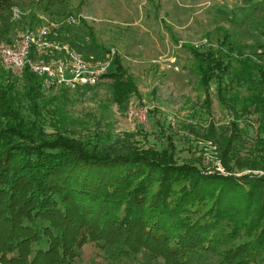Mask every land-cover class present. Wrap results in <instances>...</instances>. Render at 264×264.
<instances>
[{"label": "trees", "instance_id": "trees-1", "mask_svg": "<svg viewBox=\"0 0 264 264\" xmlns=\"http://www.w3.org/2000/svg\"><path fill=\"white\" fill-rule=\"evenodd\" d=\"M13 4L0 0V39L9 42ZM28 12L22 27L41 22L36 8ZM216 40L188 45L195 106L209 113L214 90L233 119L229 132L210 123L202 137L217 143L230 172L264 171V44L251 51L226 33ZM7 75L0 73V264H77L89 242L108 264H264V173H204L198 160L179 162L174 144L140 148L132 134L109 143L95 130L84 140L69 131L60 102L91 87L48 91L26 67L19 88ZM105 77L121 106L139 93L121 55ZM252 115L254 149L241 158L242 121Z\"/></svg>", "mask_w": 264, "mask_h": 264}, {"label": "rangeland", "instance_id": "rangeland-1", "mask_svg": "<svg viewBox=\"0 0 264 264\" xmlns=\"http://www.w3.org/2000/svg\"><path fill=\"white\" fill-rule=\"evenodd\" d=\"M13 2L15 4L9 9L13 26L9 33L10 39L23 26L24 14L36 8L41 22L61 24L63 20L69 24L68 34L62 30L63 24L58 34L69 43L74 41V48L85 56H102L106 55L107 48H117L118 55H121L138 85L139 93L132 94L126 106L114 101L113 80L106 77L94 87L67 92L68 99L61 100L60 104L64 107L63 114L70 132L86 140L91 135L96 136L95 130H100L102 141L108 140L109 143L117 136L124 139L130 138L132 134L135 140L133 143L147 149L163 150L174 144L179 162L198 160L202 171H212L215 162L219 161L226 170L223 175H260L264 172L263 169L246 167L230 172L218 158V148H215L217 143L202 137L207 134L210 123L215 125L218 132H229V122L233 116L220 106L214 90L209 113L195 106L198 78L191 63L186 62L191 58L187 50L189 44L209 46L216 43V35L222 36V33L245 43V48L251 51L259 50L256 43L264 44V33L254 31L256 26H264V1L260 2L262 7L257 5V8H261L254 11L249 9L254 2L251 0ZM70 16L76 17L77 21L70 22ZM7 37L0 39V47L9 42ZM5 70L0 65V73L8 76L10 72V81L14 80L22 88V76ZM142 106L149 107L146 124L130 118L127 113L131 108ZM256 120V116L252 115L242 121L244 132L239 142L241 158H249V150L254 149L258 132ZM54 128V125L48 124L49 131ZM190 129H194L200 136ZM211 141L212 144L208 143ZM104 257L96 244L89 242L84 245L77 264H108ZM117 264L128 263L124 261Z\"/></svg>", "mask_w": 264, "mask_h": 264}, {"label": "built area", "instance_id": "built-area-1", "mask_svg": "<svg viewBox=\"0 0 264 264\" xmlns=\"http://www.w3.org/2000/svg\"><path fill=\"white\" fill-rule=\"evenodd\" d=\"M69 21L76 22L77 18L70 16ZM60 29V23L50 21L40 22L35 27L18 28L11 41L0 47L1 67L19 76L28 67L40 77L42 88L48 91L98 85L112 68L119 54L118 49L113 47L102 56H85L60 38ZM127 113L139 123H148V106L134 107ZM208 143L212 144V141ZM213 168L212 171L203 172L226 174L225 167L219 161L215 162Z\"/></svg>", "mask_w": 264, "mask_h": 264}, {"label": "crops", "instance_id": "crops-1", "mask_svg": "<svg viewBox=\"0 0 264 264\" xmlns=\"http://www.w3.org/2000/svg\"><path fill=\"white\" fill-rule=\"evenodd\" d=\"M262 1H264V0H254V2L250 5V8L249 9H251V10H255L256 8H257V5H262V3H260V2H262ZM259 3V4H258ZM262 7V6H261ZM261 7H258V8H261ZM257 8V9H258ZM257 21V20H256ZM259 26H261V27H259ZM259 26H256V30L254 31V32H256V33H261V32H263L264 33V30H263V25L261 24V25H259ZM263 26V27H262ZM261 28V29H260Z\"/></svg>", "mask_w": 264, "mask_h": 264}]
</instances>
